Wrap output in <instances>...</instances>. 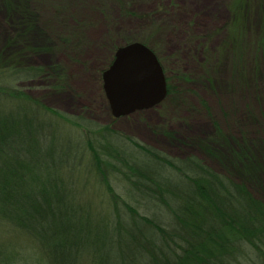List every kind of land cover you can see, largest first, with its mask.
<instances>
[{
	"label": "rangeland",
	"instance_id": "obj_1",
	"mask_svg": "<svg viewBox=\"0 0 264 264\" xmlns=\"http://www.w3.org/2000/svg\"><path fill=\"white\" fill-rule=\"evenodd\" d=\"M21 1L0 0V69L16 53L21 65H41L54 72L53 78L18 80L16 85L24 93L44 106L82 114L99 125L109 124L117 133L106 132L104 142L112 149L121 148L128 161L132 149L120 135L172 157L196 156L218 172L242 176L238 171L247 165V178L243 179L264 198V176L262 182L256 180L259 169L253 170L249 159L240 162L235 156L254 158L260 161L255 166L264 169V46L259 42L264 36V19L260 0H245V8L236 9L237 0H104L111 11L108 19L100 12L88 13V21L75 35H81L80 39L70 50L62 35L69 32L71 23L52 19L63 4L73 1ZM122 4L126 13H120ZM12 5H18V11L11 13ZM24 7L26 16L22 18ZM27 14L33 20L32 28ZM238 25L239 35L234 31ZM130 37L152 41L171 92L157 105L115 117L98 65L114 42L123 45ZM27 46L41 50L29 51ZM84 138L82 132L60 123L50 144L57 149L58 162L71 165L64 166L68 176L80 177L75 198L89 211L91 224L103 220L107 224L105 229L96 225L101 229L91 231L100 241L93 240L94 255L86 264L126 263V226H117L104 182H97L96 175L88 172L89 157L78 152ZM142 158L133 159L141 168ZM165 176L170 177L171 185H177L175 175ZM116 233H124V242L117 241ZM26 247V255L31 256L36 247ZM108 252L111 255L106 257ZM37 257L42 258L39 250Z\"/></svg>",
	"mask_w": 264,
	"mask_h": 264
},
{
	"label": "trees",
	"instance_id": "obj_2",
	"mask_svg": "<svg viewBox=\"0 0 264 264\" xmlns=\"http://www.w3.org/2000/svg\"><path fill=\"white\" fill-rule=\"evenodd\" d=\"M72 1L71 5L63 4L52 19L64 25L71 23L69 32L62 35L67 41L64 45L71 44L68 50L81 36L75 35L88 21V13L100 12L105 19L111 14L104 0ZM260 2L264 19V0ZM244 3L245 0H237L233 7L245 8ZM123 5L120 13H126ZM18 8L12 5L11 13ZM28 20L32 28L31 16ZM234 31L240 34L239 25L234 26ZM128 41L146 44L160 59L149 38L130 37L122 44ZM259 42L263 48L264 36ZM119 45L114 42L107 57L101 59L100 76ZM25 49L41 50L28 46ZM17 56L12 53L9 64L0 69V264H86L94 255L93 240L100 241L91 231L96 225L107 227L105 220L91 224L89 211L75 198L81 188L80 177L68 176L65 169L71 165L63 160L58 162L57 149L50 142L53 143L60 123L84 134L78 152L89 157L88 172L96 175L97 182H104L106 201L113 209L117 226H126V263H115L264 264V198L255 194L243 179L247 178V165L238 171L242 176L218 172L196 156L172 157L119 134L132 149L128 161L121 148L112 149L110 143L104 142L106 132H116L109 124L99 125L82 114L44 106L24 93L16 85L18 80L53 78L54 72L41 65H21ZM170 92L171 86L167 84L166 97ZM235 156L239 161L249 159L254 164L252 169L260 171L255 179L262 182L264 169L255 166L260 161L245 154L241 158ZM137 157H143L142 168L133 162ZM150 164L156 165L149 167ZM165 174L175 175L177 185H171ZM115 236L117 241L124 242V233ZM26 246H35L42 258L37 257L36 248L27 256ZM110 255L108 252L105 256ZM124 256L121 254V258Z\"/></svg>",
	"mask_w": 264,
	"mask_h": 264
},
{
	"label": "water",
	"instance_id": "obj_3",
	"mask_svg": "<svg viewBox=\"0 0 264 264\" xmlns=\"http://www.w3.org/2000/svg\"><path fill=\"white\" fill-rule=\"evenodd\" d=\"M103 90L115 117L159 104L167 95L163 67L140 41L119 45L102 73Z\"/></svg>",
	"mask_w": 264,
	"mask_h": 264
}]
</instances>
